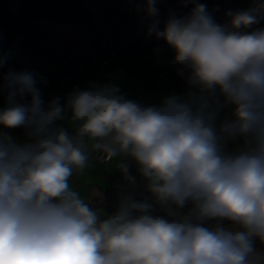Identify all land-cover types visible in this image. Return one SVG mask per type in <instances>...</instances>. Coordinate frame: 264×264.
I'll return each mask as SVG.
<instances>
[{"label": "clouds", "instance_id": "obj_1", "mask_svg": "<svg viewBox=\"0 0 264 264\" xmlns=\"http://www.w3.org/2000/svg\"><path fill=\"white\" fill-rule=\"evenodd\" d=\"M156 3L136 7L154 17ZM185 3L148 29L174 51L184 96L144 106L91 84L46 104L43 75L0 74V127L26 137L0 131V264H264V28L248 31L264 2L224 25ZM94 152L119 158L129 189L104 218L72 184ZM127 158L151 202L135 198Z\"/></svg>", "mask_w": 264, "mask_h": 264}, {"label": "trees", "instance_id": "obj_2", "mask_svg": "<svg viewBox=\"0 0 264 264\" xmlns=\"http://www.w3.org/2000/svg\"><path fill=\"white\" fill-rule=\"evenodd\" d=\"M120 2L132 8L134 18L130 27L127 28L129 16L126 17L118 27L119 34L122 39L125 34L130 36L131 40L126 46L133 56L142 62L143 51L148 46L165 41L156 38L153 42H147L145 46L141 45L142 31L136 32L134 30L136 18L143 13L136 7L141 0H19V9L16 12L9 9L5 0H0V56L7 57L5 66L0 68V74L7 72L6 68L17 59V57H8L6 54L15 48L25 47L42 59L44 64L37 70H40L44 76L45 69L49 64L68 59L72 52L86 41L96 38L106 40L114 38L115 33L110 26L107 11L114 17V7ZM156 7L159 12L154 21H159L158 30L160 31L164 29L165 23L171 15L177 18L184 17L193 8L188 7L183 11L166 12L161 8L160 0H157ZM254 27L264 28V18L251 28ZM122 54V51H118L117 55L110 58L107 68L110 69L111 74H114L120 66L128 62V59L125 58L118 59L124 57ZM174 55L175 53L168 52L161 57L172 61ZM178 68L179 66L175 65V69L168 72L164 65L159 64L155 69L159 75L177 83L184 80L177 75ZM96 76L97 74L92 78L95 79ZM107 79H96L95 85L104 86ZM47 84L56 88L54 83L47 81ZM29 99L30 97L27 96L24 98L25 101ZM14 130H19V128ZM127 162L129 163V173L132 175L137 167L130 158H127ZM119 203L116 199L110 201L107 206L110 214L114 213Z\"/></svg>", "mask_w": 264, "mask_h": 264}, {"label": "crops", "instance_id": "obj_3", "mask_svg": "<svg viewBox=\"0 0 264 264\" xmlns=\"http://www.w3.org/2000/svg\"><path fill=\"white\" fill-rule=\"evenodd\" d=\"M5 1L12 12L18 11L19 0ZM15 49L6 53L8 57H14L10 54H13V51L17 52L18 48L16 50ZM128 62L120 66L114 74H111L110 69L108 68L99 71L95 79L91 78L85 80L81 84L80 88H87L89 85L95 84L97 81L96 79L101 80L108 78L106 85L111 84L115 87H118L120 89V93L127 99L137 101L144 106L159 104L169 94H178L184 96L189 91V87L185 80H181L180 82L176 83L173 80H169L168 78L159 75L155 68L160 64V62L159 64H154L151 58H144V56L143 61L140 63L130 64ZM41 66L42 65L39 66L35 64H30L29 66L26 60H22L21 58L17 57V59L6 68V71H8L10 68H15V71L30 68L34 70L35 73H38L40 70H37V68ZM40 87L42 88L43 92L42 98L46 104L54 96H59L61 98V103L63 104L62 100H64V98L58 89L53 88L48 84L47 86L41 85ZM227 113L228 110L225 109L221 116L223 117L224 115H227ZM57 123L68 127L67 121ZM1 129L2 132H6V129ZM71 130L72 129L70 127L69 131ZM17 139L21 141L25 140V132L24 136L19 135V138ZM95 153L96 152L92 154V157L89 161L91 167L86 169L85 172L74 176L72 178V184L74 189L79 191L87 203L90 202V205L102 211V218H104L107 215H111L107 208L110 201L112 199H116L120 202L122 195L129 191V189L127 182L124 180L119 168L116 166L119 162V158L116 160L113 159L111 161L101 162L95 156ZM132 175L136 176L139 182L135 192V198H148L151 194L144 189L143 183L140 182L137 169ZM114 184H120V187H115ZM115 211L116 209L114 212ZM227 224L228 222H225L226 226Z\"/></svg>", "mask_w": 264, "mask_h": 264}, {"label": "built area", "instance_id": "obj_4", "mask_svg": "<svg viewBox=\"0 0 264 264\" xmlns=\"http://www.w3.org/2000/svg\"><path fill=\"white\" fill-rule=\"evenodd\" d=\"M195 2L205 4L214 21L224 25L231 19L226 15L227 12L232 11L235 13L247 10L253 6L254 0H195ZM261 2H264V0H261ZM160 4L162 10L166 12L183 11L188 7H194L193 3H185V0H160ZM107 14L110 19V26L115 33L114 38L107 40L90 39L73 51L68 59L51 63L45 69L44 77H46L47 81L54 83L64 100L75 88H80L85 80L91 79L99 71L106 69L110 58L117 55L118 51H122V55H124V57L118 58L119 60L130 57L136 63H140L126 46L131 40L130 36L125 34L122 39L118 31V27L126 17L133 14L132 8L120 2L114 7V17L108 11ZM156 16L150 17L143 11L142 15L135 20L134 30L136 32L142 31L143 39L141 45L143 46L147 42H153L156 39L155 35L148 34L149 26L154 22ZM160 64L164 65L168 72H172L175 69V65L171 63V60L164 57L160 58ZM95 156L101 162L109 161L100 152H96ZM114 186L120 187V184H114ZM147 199L151 202L152 196L150 195ZM88 203L90 204V202Z\"/></svg>", "mask_w": 264, "mask_h": 264}, {"label": "rangeland", "instance_id": "obj_5", "mask_svg": "<svg viewBox=\"0 0 264 264\" xmlns=\"http://www.w3.org/2000/svg\"><path fill=\"white\" fill-rule=\"evenodd\" d=\"M108 15V14H107ZM109 17V16H108ZM134 16L130 15L128 17L127 20V28L130 27V24L133 20ZM259 27H254V28H249L248 31H252L255 30ZM262 28V27H260ZM19 34H21L19 32ZM16 50V49H15ZM168 52L174 53V51L165 43V42H160V43H156V44H152L150 46H148L144 51H143V56L144 58H151L154 62V64H159L160 62V58L161 55H164ZM1 54V53H0ZM14 57H19L22 60H26L27 64L30 66V64H35V65H43L44 61L42 59H40L38 56H36L35 54H33L29 49L25 48V47H19L16 51H13V54H10ZM128 63L132 64V63H136L132 58H128ZM12 70H15V68H10ZM22 70H28V71H33L32 69H21L19 71ZM38 74H41V72L39 71ZM2 82V81H0ZM64 103V100H62ZM6 107V92L0 91V109ZM2 127H0V131H2L1 129ZM24 132L25 130L23 128H19V130H14V129H6V133H9V135H12L16 138H19V135L24 136ZM16 135V136H15Z\"/></svg>", "mask_w": 264, "mask_h": 264}]
</instances>
